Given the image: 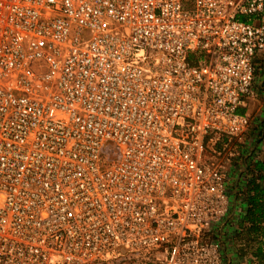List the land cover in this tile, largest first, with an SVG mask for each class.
<instances>
[{"label":"built area","instance_id":"1","mask_svg":"<svg viewBox=\"0 0 264 264\" xmlns=\"http://www.w3.org/2000/svg\"><path fill=\"white\" fill-rule=\"evenodd\" d=\"M262 65L264 0H0V264H224Z\"/></svg>","mask_w":264,"mask_h":264},{"label":"trees","instance_id":"2","mask_svg":"<svg viewBox=\"0 0 264 264\" xmlns=\"http://www.w3.org/2000/svg\"><path fill=\"white\" fill-rule=\"evenodd\" d=\"M261 128L264 131V125H261ZM243 153L241 154L245 155ZM254 156L255 154L251 153L241 164H236L243 172L238 173V170H235L232 177L228 178L230 186H227L229 213L239 212L226 222V225L231 227L230 240L243 242L239 249H227L229 252L234 249L237 254L235 259L245 260L247 264L264 262V164L253 161ZM225 258L223 257L224 262Z\"/></svg>","mask_w":264,"mask_h":264},{"label":"rangeland","instance_id":"3","mask_svg":"<svg viewBox=\"0 0 264 264\" xmlns=\"http://www.w3.org/2000/svg\"><path fill=\"white\" fill-rule=\"evenodd\" d=\"M264 66L258 67L256 69V91L257 97L252 100H248L245 103V107L242 109L247 113V116L250 120L249 127L240 140H222V142L218 143L217 146L206 150V154L208 157H212L211 159L219 163L224 171L227 173L228 178L232 177V174L235 170H238V173H242L239 164H241L242 160H245L250 156L251 153H254L253 161H260L264 164V131L261 128V125H264ZM263 123V124H262ZM259 131L260 135H259ZM212 151L220 152L221 156L214 155ZM245 153H243V152ZM233 154V157L229 156V154ZM241 153L245 154L242 155ZM262 158V159H261ZM238 164V165H236ZM235 166H238L235 168ZM227 179V186H230ZM229 184V185H228ZM239 212L229 213L225 221L215 227L213 234L211 237L216 238L217 241L220 242L222 246V254L223 257H226V261L224 264H247V261H241L239 263L238 259H235L237 255L234 253V249L232 252H229L227 248H236L239 249L242 245V241L232 242L230 240V228L226 224L227 220L233 218L234 215ZM231 226V225H230ZM229 236V237H228ZM228 246H227V244ZM233 246V247H232ZM224 261V259H223Z\"/></svg>","mask_w":264,"mask_h":264},{"label":"crops","instance_id":"4","mask_svg":"<svg viewBox=\"0 0 264 264\" xmlns=\"http://www.w3.org/2000/svg\"><path fill=\"white\" fill-rule=\"evenodd\" d=\"M240 113H242V114H246L247 115V113L243 110V109H241L240 110ZM262 159V158H261ZM262 160H264V159H262ZM241 261H239V263H240ZM245 264V263H244Z\"/></svg>","mask_w":264,"mask_h":264}]
</instances>
